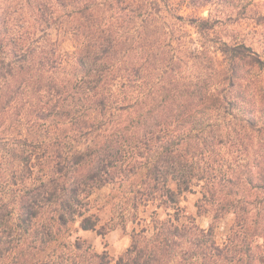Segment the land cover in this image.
I'll return each mask as SVG.
<instances>
[{"label": "trees", "instance_id": "16d2710c", "mask_svg": "<svg viewBox=\"0 0 264 264\" xmlns=\"http://www.w3.org/2000/svg\"><path fill=\"white\" fill-rule=\"evenodd\" d=\"M171 1L0 0V264H55V247L64 264H264V53L205 43L246 6L181 0L209 8L169 13L200 37L188 45L163 21ZM248 19L264 29V12ZM108 186L130 222L172 211L116 261L63 241L97 229L89 199ZM190 193L207 230L179 223Z\"/></svg>", "mask_w": 264, "mask_h": 264}, {"label": "rangeland", "instance_id": "374dc122", "mask_svg": "<svg viewBox=\"0 0 264 264\" xmlns=\"http://www.w3.org/2000/svg\"><path fill=\"white\" fill-rule=\"evenodd\" d=\"M240 6H246V12L241 14L240 18L224 19L217 24L214 30V34H211L205 40L206 44H210L218 39L232 41V42H244L246 45L251 46L260 55L264 53V42H262V35H264V29L256 26L252 20L248 17L254 13L264 12V0H235ZM181 0H172L169 5L170 8L167 12H162L163 21L167 25L174 27V35L182 36V41L190 45L189 40L198 42L200 37L196 34L195 30L187 25H182L179 22H175L169 17V13H176L183 17L192 15L196 17H207L209 8L199 10H189L184 6H179ZM242 10H240L241 12ZM182 25V28L180 26ZM202 39V38H201ZM61 49L65 51H72L71 43L65 41L61 44ZM117 191L111 186L102 188L95 191L90 197V213L96 214L99 217V223L95 231H81L78 229L77 224L70 225L66 231L65 243H72L74 240H79L83 243L84 247L90 248L91 252L98 254L106 253L112 261H116L122 256L129 248L131 243V235L133 231L139 232L141 229L146 230V235H150L152 231V213H155V218L163 220L167 218V214H172V211H163L157 209L155 205L148 204L146 207H140L137 211L136 222H130V217L127 214H123L124 218L120 217L122 213L119 208L120 202L116 199ZM198 199L197 193L185 194L180 199V219L179 223H184L187 218L192 217L195 224L203 230H207L210 224V216L197 215L196 203ZM232 216H225L214 230L215 241L222 245L225 237L228 234L229 228L232 225ZM104 226V230H101L99 234L97 230ZM52 251V250H51ZM82 254V252H80ZM58 255H64L58 258ZM83 255V254H82ZM68 256V250H64L61 247L54 248L53 259L56 264L57 261L62 264L66 263ZM113 264V263H112Z\"/></svg>", "mask_w": 264, "mask_h": 264}]
</instances>
